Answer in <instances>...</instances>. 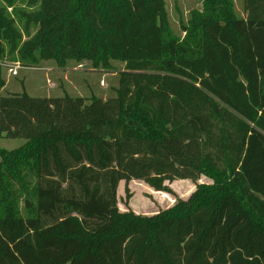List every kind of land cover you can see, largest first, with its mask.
<instances>
[{
	"label": "trees",
	"instance_id": "obj_1",
	"mask_svg": "<svg viewBox=\"0 0 264 264\" xmlns=\"http://www.w3.org/2000/svg\"><path fill=\"white\" fill-rule=\"evenodd\" d=\"M198 1L177 33L165 0H0V134L25 140L0 148V264H264V0ZM7 59L155 80L3 97ZM202 176L156 215L118 208L122 181Z\"/></svg>",
	"mask_w": 264,
	"mask_h": 264
},
{
	"label": "rangeland",
	"instance_id": "obj_2",
	"mask_svg": "<svg viewBox=\"0 0 264 264\" xmlns=\"http://www.w3.org/2000/svg\"><path fill=\"white\" fill-rule=\"evenodd\" d=\"M165 1L172 27L177 33H179L180 19H186L191 10L201 9L198 0ZM235 7L238 15L246 16L243 11L242 0H235ZM8 12L11 14L12 9H8ZM5 64L11 67L19 66V70L15 76L8 72V67L4 70L6 86L1 92L3 97L11 93H27L36 98L61 97L67 94L72 97L88 99L94 96L106 100L114 96L115 89L120 87L123 78L126 77L125 75H133L128 80L134 79V82L140 83L148 89L152 81L155 80L153 76L147 75L148 73L131 74L125 72L124 65L119 63H113L114 71L96 70L87 62L77 63L74 61L68 62L65 67H60L53 61H42L35 66H26L19 60L9 61L7 59ZM129 89L130 87L127 85L126 91ZM168 90L172 94H178L175 88ZM148 100L150 101V97ZM162 100L166 102L165 99ZM185 106L188 107L189 105L186 103ZM24 144V139H7L0 134L1 149L12 151ZM211 183L209 178L202 176L197 181L176 180L166 182L165 189L157 191L144 181H122L117 191L118 208L123 213L132 211L142 216L156 215L172 208L178 200H187L196 191L198 185Z\"/></svg>",
	"mask_w": 264,
	"mask_h": 264
},
{
	"label": "built area",
	"instance_id": "obj_3",
	"mask_svg": "<svg viewBox=\"0 0 264 264\" xmlns=\"http://www.w3.org/2000/svg\"><path fill=\"white\" fill-rule=\"evenodd\" d=\"M8 67V72L10 73V74H12V75H17V72H18V70H19V66H7L6 64H5V68H7Z\"/></svg>",
	"mask_w": 264,
	"mask_h": 264
}]
</instances>
